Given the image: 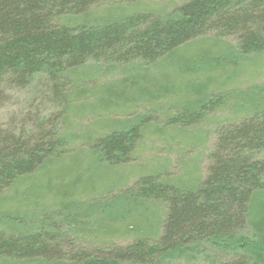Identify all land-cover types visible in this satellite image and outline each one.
<instances>
[{"label":"trees","instance_id":"16d2710c","mask_svg":"<svg viewBox=\"0 0 264 264\" xmlns=\"http://www.w3.org/2000/svg\"><path fill=\"white\" fill-rule=\"evenodd\" d=\"M142 1L0 0V93L2 86L24 88L33 76L43 74L66 118L80 83L74 72L89 61L151 64L182 53L188 60L175 65L186 76L225 73L236 65L228 54L220 56L211 46L181 48L209 35L220 44L232 38L242 57L264 53V0H182L169 13L131 12L98 23L88 17L94 7ZM112 90L108 99H101L109 106L121 108L115 101L131 97L127 84ZM191 103L168 123L191 126L202 112L226 105L233 106L237 121L218 129L202 181L178 187L151 176L140 180L137 197L165 208L152 224H140L130 215L142 208L139 201H130V216L118 222L114 217L88 221L78 213L72 189L79 177L69 182L49 173L66 154L57 131L43 129L54 121H37L34 135L0 130V203L46 167L39 174L45 181L33 179L28 190L10 195L29 216L21 217L27 221L23 223L6 214L11 228L9 235L0 233V264H264V83ZM132 132L97 137L95 146L104 160H126ZM52 181L55 186L49 185ZM51 202L55 204L49 206Z\"/></svg>","mask_w":264,"mask_h":264},{"label":"rangeland","instance_id":"374dc122","mask_svg":"<svg viewBox=\"0 0 264 264\" xmlns=\"http://www.w3.org/2000/svg\"><path fill=\"white\" fill-rule=\"evenodd\" d=\"M181 2L144 0L142 3H112L94 7L88 17L98 23L105 17L115 18L131 12L150 10L169 13ZM216 41L214 36L209 35L190 41L181 48L205 50L211 46L212 51L220 56L228 54L236 60V65L227 67L225 73L211 71L186 76L178 69L180 64L175 65L177 61L188 60L182 53L166 60L159 58L151 64L135 60L122 65L87 62L74 72L80 83L79 87H75L76 93L70 103L73 107L69 108V114L64 116L66 118L62 117L64 106L55 97L54 89L45 75L36 74L24 88L2 86L0 130L34 135L37 133V121L43 118L54 121L52 125H43V129L57 131L66 154L53 166H50L51 162L48 164L49 173L53 171L63 175L69 182L75 176L79 177L77 187L73 185L72 189L73 193L76 188L73 207L78 213L88 221L114 217L118 222L129 215L130 201H139V206L145 209L137 208L138 214L132 212L130 215L137 217L140 224L142 221L152 224V218L157 220V217H163L165 208L161 203L137 197L140 180L151 176L155 182L173 183L178 187L202 181L207 174L210 163L208 155L213 150L218 129L225 123L237 121L232 105L202 112L203 116L191 126L168 123L169 118L176 116L190 101L201 103L211 96L217 97L228 91L233 95L251 84L264 83V53L242 57L234 49L232 38H223L221 44ZM124 84H127L131 97L115 101L120 103L121 108L101 101L102 96L108 99L109 90ZM134 89L146 91L134 93ZM77 107L80 109L76 112ZM128 130H133V140L124 160L126 162L117 159L121 162L115 164L104 160L102 151L95 146V139L107 132ZM42 169L3 197L0 205L7 209L3 208V212L0 210V233L9 235L11 227L6 222V214L27 222L21 218L29 216L27 210L18 207L10 195L28 190L27 186L33 179L37 183L45 181V177L39 174L46 171V167ZM53 180L59 179L56 177ZM54 181L49 185L55 186ZM87 185H90L85 188L88 192L82 194L81 188ZM1 263L8 264L5 260Z\"/></svg>","mask_w":264,"mask_h":264}]
</instances>
